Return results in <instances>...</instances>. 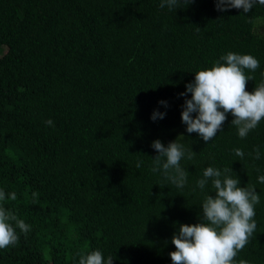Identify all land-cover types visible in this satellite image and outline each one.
Listing matches in <instances>:
<instances>
[{"label":"trees","instance_id":"1","mask_svg":"<svg viewBox=\"0 0 264 264\" xmlns=\"http://www.w3.org/2000/svg\"><path fill=\"white\" fill-rule=\"evenodd\" d=\"M160 3L0 0V190L15 192L2 203L31 225L0 250V264H79L96 250L113 264H172L173 234L199 223L205 196H215L210 182L196 186L209 166L232 169L260 195L256 232L235 259L264 264V120L241 139L228 114L206 144L181 121L191 93L179 95L228 52L260 61L246 91L264 81V6ZM154 111L164 118L153 121ZM157 139L196 153L181 161L183 189L151 171Z\"/></svg>","mask_w":264,"mask_h":264},{"label":"clouds","instance_id":"2","mask_svg":"<svg viewBox=\"0 0 264 264\" xmlns=\"http://www.w3.org/2000/svg\"><path fill=\"white\" fill-rule=\"evenodd\" d=\"M191 2L193 0H161L160 7L175 11L181 8L180 5L187 6ZM215 4L220 12L235 8L249 13L257 4L264 6V0H215ZM259 67L260 61L250 54L228 52L211 68L196 72L194 81L179 94L186 97L191 93V98L185 99L181 112L186 131L197 133L208 144L218 132L223 131L228 114H231V125L237 128L239 138H247L264 120V81L252 93L246 91L247 82L254 79L246 72H255ZM159 103L167 107L165 101ZM164 116L165 113L154 111L151 119L155 121ZM45 123L49 127L54 126L51 119ZM151 147L158 153L152 159L151 171H159L165 180L177 189H183L189 172L182 167L181 161L185 158L191 160L196 153L186 149L177 139L166 147L157 139ZM234 153L241 159L245 156L240 148L234 149ZM253 159H260L258 147L254 149ZM140 166V163L136 165L137 168ZM231 172L229 168L221 171L209 166L204 169L196 186L203 191L210 182L215 196H205L199 223L182 224L173 234L171 243L176 250L169 253L172 264H237L235 258L256 232L255 208L260 203V195L252 185L241 187L239 178H233ZM258 182L264 184V175L258 177ZM36 195L33 193V196ZM16 198L15 192L8 194L0 190V250L15 247L20 239L19 233L26 236L31 230V225L19 219L2 203ZM79 264H113V257L105 260L103 253L96 250L81 255ZM238 264H246V261L240 260Z\"/></svg>","mask_w":264,"mask_h":264},{"label":"rangeland","instance_id":"3","mask_svg":"<svg viewBox=\"0 0 264 264\" xmlns=\"http://www.w3.org/2000/svg\"><path fill=\"white\" fill-rule=\"evenodd\" d=\"M262 21H264V18H263V17L260 18L259 20H257V22H256V28L259 27V25H260V23H261ZM260 28L264 31V23H263L262 27H260ZM262 33L264 34V32H262Z\"/></svg>","mask_w":264,"mask_h":264}]
</instances>
